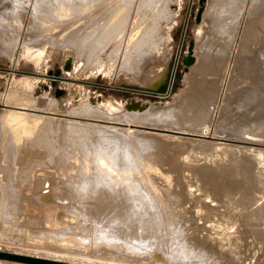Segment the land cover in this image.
Segmentation results:
<instances>
[{"label":"rangeland","instance_id":"1","mask_svg":"<svg viewBox=\"0 0 264 264\" xmlns=\"http://www.w3.org/2000/svg\"><path fill=\"white\" fill-rule=\"evenodd\" d=\"M109 1L48 0L42 7L29 0H0V118L6 113L31 118L25 125L0 123V184L8 188L0 186V264H264L263 250L252 254L240 247L239 255L237 245L234 250L212 242V232L208 241L193 223L186 225L197 217L183 207L201 208L200 196L192 191L201 195L208 178L199 179L191 167L215 165L222 144L262 147L233 138L225 142L222 123L218 126L228 107L225 90L242 56L241 31L254 26L259 15L254 10L262 0ZM66 53L71 54L68 63ZM160 68L170 84L163 96L146 80ZM198 86L197 91L210 94V100L198 102L199 109L193 104L199 99L189 98ZM137 99L147 111L132 118L126 105ZM11 106L33 113L11 112ZM36 113L48 115L39 126ZM48 118L70 122L71 128H50ZM128 119L143 127L128 128ZM22 149V159L16 158ZM99 154L111 156L118 169L140 170L137 178L148 183L153 170L149 173L147 166L156 164L155 170L188 193L179 204L164 205L165 183L157 201L147 205L154 215L167 214L175 233L143 230L135 220H125L128 227L108 224L114 211L122 216L128 206L116 203L101 216L110 191L95 180ZM75 157L87 159L91 171L86 174ZM128 197L137 208L146 206L136 190ZM44 202L57 207L50 217Z\"/></svg>","mask_w":264,"mask_h":264},{"label":"bare ground","instance_id":"2","mask_svg":"<svg viewBox=\"0 0 264 264\" xmlns=\"http://www.w3.org/2000/svg\"><path fill=\"white\" fill-rule=\"evenodd\" d=\"M47 1L48 0H29V2H32L34 4L38 3L42 7L46 5ZM111 1H109V3H111ZM120 3L121 2H118L117 4ZM254 11L257 12V14H259V15H255L259 17L258 18L256 17L255 21H253L255 23V24L253 23L254 26L249 28V31L254 34L251 35L250 32L248 31V28H244L243 31H241L242 32L241 36L243 37L244 41L242 39L238 47L240 53L239 56L240 55L242 56L241 58L239 57L240 61H238L239 63L237 62L238 64H236L238 65V69L234 71V75L231 78V81L228 82L229 85L225 90L228 93L227 95L228 99L227 96L225 95V98L227 99L228 107L226 109L224 117L222 118L223 122H218V126H220L222 123L221 134L222 136L226 137V138H222L223 140H225V142L232 140L233 138L234 140L237 139V141L240 142L244 140L245 142L250 141L255 144H260V147L261 146L262 147L246 149L243 147L231 146L230 144H222V146H220L217 152L219 155L218 156L214 155L213 157L215 165L209 167H202L201 170L198 171H196L197 168L191 167L190 169L194 170L195 173H197L196 175H198L197 177L199 179L201 177L202 180L203 174H205L208 177L207 181L204 182L205 191L202 190L199 191L201 195L195 192V190L192 191L193 194L200 196L201 201H199V203L202 204L203 206L201 205L202 209L199 208V206L196 207L195 204H194L195 206L193 207L192 205L191 206L188 205L189 208H187L188 203L183 206L186 208V211L190 210L197 217V218L195 217L197 220L193 222L189 221L186 223V225H188V223H193L192 224L194 226L193 229H196V231H203L204 232L203 236H205L207 240L210 237H212V235L216 234L214 235L216 237L215 238L213 237L214 239L210 238L212 242H217L221 245L225 244L234 250L236 245L239 246L238 250L236 247V250L234 251L239 255L241 254L239 251L240 247L242 248L241 250H243V247L246 250L249 249L252 254L258 250H261V252L262 250L264 251V0L261 1V5ZM101 13L103 12L99 11L95 16L97 17V15ZM236 27L237 26H235V31L233 30L234 34L233 32H230L233 35L230 36L232 39V40L230 39L231 42H233V39L235 37ZM245 30L248 32L249 35L245 34ZM118 32L119 30L117 28V31L114 34V36ZM120 34L121 33H119V35ZM116 40L118 41V39ZM227 42L229 43V41ZM230 44L232 48L233 43ZM51 52L54 54L55 57L58 56L57 51H51ZM70 57L71 54L66 53L64 57L65 62L68 63ZM218 57L219 56H217V58ZM216 60L215 61L212 60V61L217 62ZM191 61L188 62L187 64H190ZM212 61L211 63L213 64ZM216 68L217 67H214V69ZM199 70L202 71L203 69H199ZM214 72L213 74H215ZM146 80H147V84H151L152 86L158 89L157 93L154 92L155 94L159 96H163L167 92H169L170 84H167L166 81L165 68H160L155 72L148 73L146 75ZM198 89L199 86L193 88L189 97V98L194 97L195 100L197 98L199 99L197 101H194L193 103L194 105L197 106V109H199L198 102L200 103L201 98L207 97L210 100L209 93H208L209 95L206 96L202 94V92L200 93V91H197ZM201 102L204 103L203 101ZM11 107L12 108L9 109L11 112L18 111L21 114L33 113L32 110L31 111L27 110L28 107H24V106H20V107L11 106ZM146 108L147 107L143 105L140 99L130 101L126 105V115L132 116V118H135L134 116L139 114L141 116L142 113H146L147 111ZM81 111L84 112V109H82ZM15 114L16 113L4 114L1 117L2 119L0 118V120H2V122L0 121L1 125L10 126L13 125L14 123L18 125H23V124L25 125L30 123L31 118L29 116L16 117ZM40 114L41 113H36V115H39L40 117L35 120V126H39L40 123L43 120H45V119L42 120V118L48 116L44 114H43L44 116L43 115L41 116ZM48 121L50 128L54 127L55 129L57 127H61L64 130L66 129V127L71 128V125H68V123L71 124L70 122L55 121L49 118ZM131 122H135V121L130 120L128 123H124V125H126L128 128L129 126L143 127ZM107 123H110L112 125L120 124V122L117 121H107ZM53 124L55 126H53ZM145 151H147V149ZM23 152L24 151L22 149L21 152L16 155V158L19 156L18 158L22 159ZM132 154H133L132 157L138 155L137 153L135 154L132 153ZM129 155L130 154H128L127 156L130 157L131 155L130 156ZM97 156L99 157L97 159L95 158L96 163L92 162L96 164L95 165L96 167L95 166L94 167L99 172L98 177L95 180L101 184L102 189L106 191H110V194L107 196L108 201H110L109 203L110 206L109 205L107 206L106 211H104L101 214V216L103 214L106 215V212L115 209L116 203L123 202L124 205L128 206L127 211L122 216L120 215V213H118V209L114 211V214H112L114 218L111 221H109L108 224L121 223L123 224V226L128 227L129 225L125 220H127L130 223H133V220H135L136 226L143 230H148L153 232L160 230L165 233L176 232L174 228L170 225L169 221H167L169 219L167 214H164L163 212H158L155 213L156 215H154L153 213H150L153 212L152 207H147V205L157 201L156 195L160 193L161 186L162 189L164 188L165 183L167 184L169 189L167 192L169 196L163 202L164 205L170 202L179 204L180 199L186 194L188 195V193L186 192L184 193L181 190L180 186L176 184V182H172L169 179V177H166L158 170H155L158 168L156 167V164L155 166L154 165L147 166L149 164L147 165L145 164L147 168H149L150 170L149 173H151V171L153 170L152 175H150L149 178L150 183H148L146 180H141L142 178L140 180L137 178V175L140 172V170L138 172L136 167L135 169L137 170V174L135 169H134L135 172H133L131 168H130L131 170L130 169L126 170V168L131 167L130 165L125 169L116 168L112 162L111 156L109 155L99 154ZM142 156L144 157L143 154ZM148 158L149 157H147V159ZM74 159L77 162L78 161L81 162V167L86 172V174L91 171L92 167L87 159H84L83 161L79 160L76 157ZM151 160H153V158ZM155 162L157 161L155 160ZM134 165H132V168L134 167ZM242 170H245V173L243 175L241 174ZM145 172L147 173V171ZM140 175L141 174H139L138 176L139 178ZM159 180H161L163 184L159 182ZM1 184H2V180H1ZM3 187L1 186V189ZM3 189L5 192H7L8 188L4 187ZM132 190H136L138 193L142 195V197L144 196L146 198L145 199L146 206L143 205L141 209L136 207L134 201H131L128 197V195H130ZM167 194L164 193V195ZM107 197H103V198H107ZM169 198H171V200H169ZM42 209L44 210V213H46L47 216L50 217L51 214H53L57 210V207H55L53 204L49 202H44V204L42 205ZM202 210L203 211L205 210L207 212L204 213L202 212ZM210 216H212L211 219H208L210 218ZM182 217L184 218V216ZM187 218L186 220L185 219L184 220L187 221ZM203 218H205V220ZM210 232L214 234L210 235L211 234Z\"/></svg>","mask_w":264,"mask_h":264},{"label":"water","instance_id":"3","mask_svg":"<svg viewBox=\"0 0 264 264\" xmlns=\"http://www.w3.org/2000/svg\"><path fill=\"white\" fill-rule=\"evenodd\" d=\"M182 33H183V30L181 32V36H182ZM188 52L190 51V43H189V46L187 48ZM183 62H189V59L185 60V58L183 59ZM174 66H175V61L173 62V65H172V68H171V77H172V74H173V71H174ZM170 83V82H169Z\"/></svg>","mask_w":264,"mask_h":264}]
</instances>
